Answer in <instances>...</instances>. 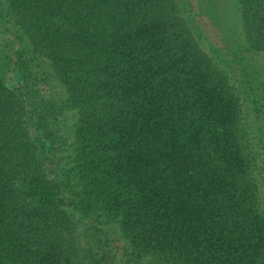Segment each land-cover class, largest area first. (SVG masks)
Listing matches in <instances>:
<instances>
[{
	"label": "trees",
	"instance_id": "obj_1",
	"mask_svg": "<svg viewBox=\"0 0 264 264\" xmlns=\"http://www.w3.org/2000/svg\"><path fill=\"white\" fill-rule=\"evenodd\" d=\"M0 264H264V0H0Z\"/></svg>",
	"mask_w": 264,
	"mask_h": 264
}]
</instances>
